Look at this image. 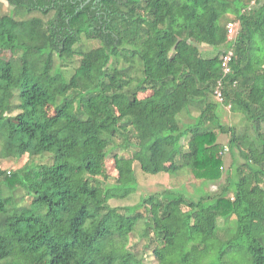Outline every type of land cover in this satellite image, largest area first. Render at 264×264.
<instances>
[{
  "label": "trees",
  "instance_id": "16d2710c",
  "mask_svg": "<svg viewBox=\"0 0 264 264\" xmlns=\"http://www.w3.org/2000/svg\"><path fill=\"white\" fill-rule=\"evenodd\" d=\"M227 151L214 194L110 203L138 191L136 164L209 182ZM26 156L0 168V264H144L135 232L157 264H264V0H0V158Z\"/></svg>",
  "mask_w": 264,
  "mask_h": 264
},
{
  "label": "rangeland",
  "instance_id": "374dc122",
  "mask_svg": "<svg viewBox=\"0 0 264 264\" xmlns=\"http://www.w3.org/2000/svg\"><path fill=\"white\" fill-rule=\"evenodd\" d=\"M3 12H7L10 7L6 1L3 2ZM234 23V32H236L239 29V24L235 21ZM228 27V25H227ZM89 35H93V32H90ZM87 46L89 47H96L98 46V42L96 41H88L86 40ZM179 50L181 52L182 56H187L190 54L198 53L200 51L204 52H210L211 55H214V50L212 49L211 46L203 44L201 46H196L194 48H187L185 47L182 43L179 45ZM77 63H74L71 65L68 70L67 74L70 76L76 67ZM150 92H140L139 95L140 97H145L149 95ZM217 99L219 100V97L217 95ZM178 103L180 105H183L186 103L184 97H181L178 100ZM49 113L53 112V109L51 107L48 108ZM195 115V114H194ZM221 120L224 124L230 125V126H237L238 129H241L244 124L245 120L242 118L241 114L238 113H233L230 109V107L224 106L220 112ZM193 119L186 117L184 119L185 122H191ZM218 141L227 145L229 141V137L226 134H219L218 136ZM119 153L120 155H125L128 156L129 154L124 153L122 151H115L111 153L105 160L103 161V169L106 175H109L114 181L120 179V174L118 169L115 166V157L114 153ZM27 161V156L22 158L19 161H16L15 159H2L0 158V168L1 169H6L8 171H12L13 169L20 168L23 166ZM231 153L227 151L225 154V162L226 164L224 165L223 169V175L221 178L218 180H212L209 182L203 181L202 179L197 178L193 173L187 172L183 173L177 176H172L167 173H161L158 175H150V174H145L139 164H136V170H137V175H138V180H139V188L138 191L133 194L132 196L125 198L123 200H111L110 203L114 206L116 205H134L139 203L144 197L150 196L154 193L164 191L166 189H171V190H178L181 191L182 193H185L186 196L194 198L196 201L199 200L201 195L203 194H214L217 191H219L220 186L226 183V171L227 169L230 168L231 165ZM51 162V159L48 156H37L34 159V164L39 165L41 163H49ZM230 222V221H229ZM228 222V223H229ZM220 227L221 229L219 230V236L223 239L229 238V234L227 231L228 226L224 222V219L220 218L219 219ZM232 226V225H230ZM134 243V244H133ZM145 240H140L139 239V232H135L133 235V238H131V245H136L133 246V249L144 258V264H157L151 249H146L144 246Z\"/></svg>",
  "mask_w": 264,
  "mask_h": 264
},
{
  "label": "built area",
  "instance_id": "2783aa9c",
  "mask_svg": "<svg viewBox=\"0 0 264 264\" xmlns=\"http://www.w3.org/2000/svg\"><path fill=\"white\" fill-rule=\"evenodd\" d=\"M233 26H234L233 21H231V22L228 23L227 30H228V37H229V39H234L235 37H237L238 32H239V29H238L236 32L233 33V31H234V27ZM230 58H231V53L224 58L223 66H224L225 72L230 71V67L228 65V61L230 60Z\"/></svg>",
  "mask_w": 264,
  "mask_h": 264
}]
</instances>
